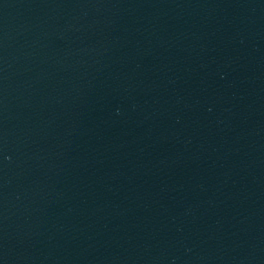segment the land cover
I'll list each match as a JSON object with an SVG mask.
<instances>
[{"label": "water", "instance_id": "water-1", "mask_svg": "<svg viewBox=\"0 0 264 264\" xmlns=\"http://www.w3.org/2000/svg\"><path fill=\"white\" fill-rule=\"evenodd\" d=\"M0 264H264V0H0Z\"/></svg>", "mask_w": 264, "mask_h": 264}]
</instances>
